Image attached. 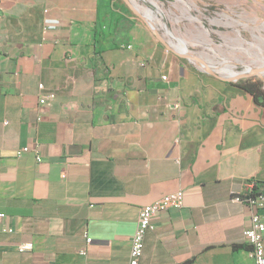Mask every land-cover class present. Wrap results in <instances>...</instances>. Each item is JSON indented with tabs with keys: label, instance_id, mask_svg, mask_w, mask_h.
Here are the masks:
<instances>
[{
	"label": "crops",
	"instance_id": "1",
	"mask_svg": "<svg viewBox=\"0 0 264 264\" xmlns=\"http://www.w3.org/2000/svg\"><path fill=\"white\" fill-rule=\"evenodd\" d=\"M0 4V264H130L140 209L178 192L139 264H255L234 201L264 194L254 96L117 2Z\"/></svg>",
	"mask_w": 264,
	"mask_h": 264
},
{
	"label": "rangeland",
	"instance_id": "2",
	"mask_svg": "<svg viewBox=\"0 0 264 264\" xmlns=\"http://www.w3.org/2000/svg\"><path fill=\"white\" fill-rule=\"evenodd\" d=\"M130 1L143 16L146 9L154 12V27L176 51L186 48L206 62L185 59L196 72L211 75V66L224 79H233L222 71L227 66L241 74L249 68L264 73V0H153L157 6L151 0ZM117 3L154 35L125 0ZM230 82L259 83L264 92V81L254 74Z\"/></svg>",
	"mask_w": 264,
	"mask_h": 264
},
{
	"label": "built area",
	"instance_id": "3",
	"mask_svg": "<svg viewBox=\"0 0 264 264\" xmlns=\"http://www.w3.org/2000/svg\"><path fill=\"white\" fill-rule=\"evenodd\" d=\"M1 11V4H0ZM166 79V77H164ZM40 87H43L42 85ZM44 99H41L43 102ZM183 192L168 195L161 200L144 206L140 209L138 225L131 241L130 264H139L144 253L145 238L152 228L156 217L169 210L171 207L181 208ZM234 201L244 204L250 212V226L244 234L251 246V254L255 264H264V194L254 190V184L247 185L244 194L234 196ZM33 249L32 244H23L19 247L20 252Z\"/></svg>",
	"mask_w": 264,
	"mask_h": 264
},
{
	"label": "water",
	"instance_id": "4",
	"mask_svg": "<svg viewBox=\"0 0 264 264\" xmlns=\"http://www.w3.org/2000/svg\"><path fill=\"white\" fill-rule=\"evenodd\" d=\"M126 4L131 8V10L140 18H142L144 20V22L147 24L148 28L152 31V33L154 34V36L158 39V41L169 51L177 54L179 57L184 58V59H188L190 61L193 62L194 60V56H192L191 54L185 53V52H178L176 51L165 39V37L163 35H161L156 28L146 19L145 16H143L138 10L137 8L131 3L130 0H125ZM197 61L205 63L203 59L197 57L196 58ZM210 74H212L213 76L220 78V79H224L222 78L219 74L215 73L213 70L209 72ZM257 76L262 79L264 81V73H258ZM245 77V75H240L235 79H224L227 81H233V80H238L240 78Z\"/></svg>",
	"mask_w": 264,
	"mask_h": 264
},
{
	"label": "bare ground",
	"instance_id": "5",
	"mask_svg": "<svg viewBox=\"0 0 264 264\" xmlns=\"http://www.w3.org/2000/svg\"><path fill=\"white\" fill-rule=\"evenodd\" d=\"M131 3H132V2H131ZM151 3H152L153 5H155V6H157L156 3H155L153 0H151ZM135 5H136V4H134V6H135ZM135 7H137V5H136ZM137 8H138V7H137ZM137 10H138V9H137ZM154 16H155V15H154V12H153L151 9H146V10H145V17H146V19H147V20H148L153 26H154V23H153V21H152V18H153ZM169 34H171V33L169 32ZM181 42H182V41H181ZM178 48H179V47H178ZM180 50H181V48H180ZM182 51L185 52V53L190 54V52H189L186 48H184ZM194 60H196V57H194ZM196 61H197V60H196ZM207 69H209L210 71L213 70V68H212L211 66H207ZM222 71L228 73L229 77H230V78H233V79L237 78V77L240 76V75H245V77H247V76L252 75V74L257 75L258 73H261V71H258V70H254V69L249 68L248 70H246V71L244 72V73H246V74H243V72H242V74H241V73L235 72V71L233 70V68L230 67V66H227V67L223 68ZM247 74H248V75H247Z\"/></svg>",
	"mask_w": 264,
	"mask_h": 264
},
{
	"label": "trees",
	"instance_id": "6",
	"mask_svg": "<svg viewBox=\"0 0 264 264\" xmlns=\"http://www.w3.org/2000/svg\"><path fill=\"white\" fill-rule=\"evenodd\" d=\"M117 0H111V3L115 5ZM261 84H253V85H238L237 87L240 88L242 91L246 93H250L254 96L255 102L264 107V92L261 90ZM254 190L256 191L257 188L255 187Z\"/></svg>",
	"mask_w": 264,
	"mask_h": 264
}]
</instances>
